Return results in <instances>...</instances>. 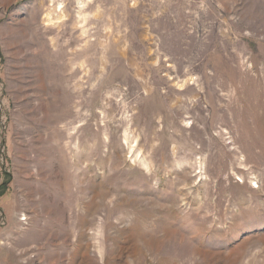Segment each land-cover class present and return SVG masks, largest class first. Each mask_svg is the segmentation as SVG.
<instances>
[{
  "label": "rangeland",
  "instance_id": "obj_1",
  "mask_svg": "<svg viewBox=\"0 0 264 264\" xmlns=\"http://www.w3.org/2000/svg\"><path fill=\"white\" fill-rule=\"evenodd\" d=\"M0 264H264V0H0Z\"/></svg>",
  "mask_w": 264,
  "mask_h": 264
}]
</instances>
